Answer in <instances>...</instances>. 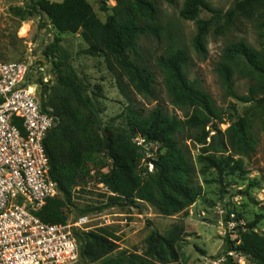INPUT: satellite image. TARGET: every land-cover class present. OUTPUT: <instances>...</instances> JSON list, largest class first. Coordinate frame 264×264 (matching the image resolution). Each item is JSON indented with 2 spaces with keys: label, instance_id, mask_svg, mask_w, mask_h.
I'll return each instance as SVG.
<instances>
[{
  "label": "trees",
  "instance_id": "1",
  "mask_svg": "<svg viewBox=\"0 0 264 264\" xmlns=\"http://www.w3.org/2000/svg\"><path fill=\"white\" fill-rule=\"evenodd\" d=\"M114 1L111 8L102 3L101 9L107 13L105 22L99 19L89 0H31V6L14 10L23 21L43 13L59 34H78L86 44L80 54L102 58L127 101L119 116L122 124L103 122L101 108L71 65L62 39L57 36L44 50L46 58L54 59L57 86L49 88L44 76L30 82L43 88L42 109L56 120L44 147L49 175L61 195L47 200L36 213L47 224H65L69 219L67 210L76 205L75 189L83 177L88 154L103 153L108 160L97 178L111 195L105 206L96 209L147 203L159 214L173 216L192 206L204 191L190 156L181 146L180 136L199 146L200 173L214 170L218 180L223 181L227 176L246 173L243 158L255 152L257 143L253 129L260 125L264 131V0H235L226 11L207 0H184L179 11L181 19L195 23L191 47L202 59L208 56L207 37L213 28L216 34L224 36L247 22L259 34L260 49L243 38L230 41L216 64L226 96L242 104V112L234 105L229 111L219 107L202 84L190 78L191 53L164 29L156 0ZM164 1L170 5L177 3ZM202 12L211 17L201 18ZM146 37H165L168 41L159 56L151 57V63L140 47V41ZM37 64L43 65L40 61ZM158 72L170 103L184 113L182 118L167 113L158 103L146 109L137 100V96L159 100ZM236 75L252 81L247 95L237 93ZM223 124L229 125L226 132L221 129ZM140 138L159 149L149 160L151 172L148 162L142 164L146 155ZM93 210H81L80 216ZM241 219L239 216L237 221ZM260 219L264 216L237 226L226 236L224 264H234L228 253L245 257L247 264H264V233L257 230ZM183 232L184 227L179 224L165 234L153 230L141 253L119 250L121 237L110 227L78 230L75 236L80 246L79 258L85 262H97L115 254L109 264H184L188 257L180 252Z\"/></svg>",
  "mask_w": 264,
  "mask_h": 264
},
{
  "label": "rangeland",
  "instance_id": "2",
  "mask_svg": "<svg viewBox=\"0 0 264 264\" xmlns=\"http://www.w3.org/2000/svg\"><path fill=\"white\" fill-rule=\"evenodd\" d=\"M61 2L62 0H50ZM159 6L161 22L164 29L180 40L192 56L190 67V78L197 79L202 87L212 96L216 104L229 111L234 105L240 112L244 106L234 98L228 97L222 87L216 64L218 63L225 45L240 38L246 39L248 43L260 49V39L257 31L251 24L245 22L240 28L221 36L215 33L214 28L207 37L208 56L206 59L199 58L191 47V40L196 34V26L192 21L181 19L179 11L184 0H177L175 5H170L164 0H156ZM214 7L224 11L228 10L235 0H207ZM99 19L106 21L107 13L102 11V3L108 8L115 6L114 0H89ZM32 5L31 0H0V61H21L31 66L30 81L36 82L40 76L47 80L48 87L57 86V71L52 62L54 59L46 58L44 50L54 42L58 36L62 39V48L70 56V63L81 80L89 86V94L101 108L103 122H114L122 124L119 117L127 105V101L120 92L113 75L108 71L102 58H92L80 54L86 48L78 34H59L48 17L43 13H37L27 17L24 21L15 15L16 8ZM211 15L207 12L201 13V18L209 19ZM264 33V32H263ZM165 37L160 40L146 37L140 41L144 57L150 61L151 57L159 56L167 47ZM37 61L43 65L37 64ZM43 68V71L41 70ZM158 81L161 84L160 98L158 101H148L142 96H137L146 109H151L158 103L164 110L180 118L184 113L170 103L162 85V76L158 72ZM235 89L240 95H247L252 85L250 79H241L239 75L234 78ZM43 88L38 85L37 93L42 97ZM42 99V98H41ZM46 99H48L46 97ZM228 124L221 125L226 132ZM257 143L255 152L243 158L245 174L227 176L223 181L218 180L214 170L205 175L200 173L201 164L198 161L200 154L199 146L191 141H185L180 136L181 146L187 151L197 171V178L203 187V196L192 204L188 209L173 216H163L147 203H138L137 207H113L98 210L108 202L111 195L103 184L98 182V174L104 171L108 160L103 153L98 155L88 154L83 170V177L79 187L75 189V206L67 210L69 218L77 219L81 210L90 211L94 221L90 223L93 229L110 227L121 237L119 250L131 252H143L146 248L147 238L153 230L167 233L172 226L182 225L184 232L180 252L188 257L184 264H224L226 260L227 247L226 236L234 231L237 226H244L257 221L260 215L264 216V131L260 125L253 129ZM144 147L145 159L142 164L149 163L159 151L158 146L146 142L144 138L138 139ZM151 172L153 166L148 164ZM234 215V217L232 216ZM241 216L243 219L237 221ZM233 221L231 228L228 222ZM233 229V230H231ZM257 230L264 233V219L257 223ZM236 233L238 231L236 230ZM115 254L109 255L97 262H85L78 259L74 264H109L108 260ZM233 258L234 264H247L243 256L228 253ZM242 260V263L240 261Z\"/></svg>",
  "mask_w": 264,
  "mask_h": 264
},
{
  "label": "built area",
  "instance_id": "3",
  "mask_svg": "<svg viewBox=\"0 0 264 264\" xmlns=\"http://www.w3.org/2000/svg\"><path fill=\"white\" fill-rule=\"evenodd\" d=\"M30 67L0 61V264H74L80 256L75 232L91 230L94 217L47 224L36 215L61 193L44 147L56 120L42 109Z\"/></svg>",
  "mask_w": 264,
  "mask_h": 264
}]
</instances>
